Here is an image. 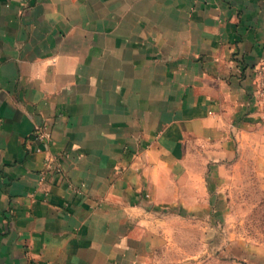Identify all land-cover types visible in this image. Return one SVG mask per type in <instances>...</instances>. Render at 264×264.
I'll use <instances>...</instances> for the list:
<instances>
[{
  "label": "crops",
  "instance_id": "crops-1",
  "mask_svg": "<svg viewBox=\"0 0 264 264\" xmlns=\"http://www.w3.org/2000/svg\"><path fill=\"white\" fill-rule=\"evenodd\" d=\"M261 66L264 0H0V264H153L264 147Z\"/></svg>",
  "mask_w": 264,
  "mask_h": 264
},
{
  "label": "rangeland",
  "instance_id": "rangeland-1",
  "mask_svg": "<svg viewBox=\"0 0 264 264\" xmlns=\"http://www.w3.org/2000/svg\"><path fill=\"white\" fill-rule=\"evenodd\" d=\"M261 145L258 152L243 149L236 153L232 166L218 173V193H211L208 185L203 215L176 210V219L169 226V243L160 247L153 264H264ZM209 154L194 151L190 160L208 161Z\"/></svg>",
  "mask_w": 264,
  "mask_h": 264
},
{
  "label": "built area",
  "instance_id": "built-area-1",
  "mask_svg": "<svg viewBox=\"0 0 264 264\" xmlns=\"http://www.w3.org/2000/svg\"><path fill=\"white\" fill-rule=\"evenodd\" d=\"M258 76H259V95L264 97V66H261L258 69ZM44 133L43 132H37L35 137H34V143L35 146L37 147L38 151L42 150V139L44 138ZM54 169V168H53ZM55 171H60V169L57 167L55 168Z\"/></svg>",
  "mask_w": 264,
  "mask_h": 264
}]
</instances>
